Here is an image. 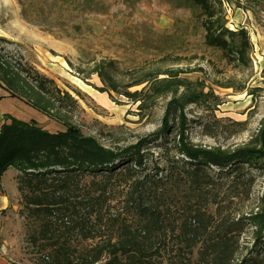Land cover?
Segmentation results:
<instances>
[{"label":"rangeland","instance_id":"374dc122","mask_svg":"<svg viewBox=\"0 0 264 264\" xmlns=\"http://www.w3.org/2000/svg\"><path fill=\"white\" fill-rule=\"evenodd\" d=\"M208 1L226 29L246 31L249 48L243 59L233 60L206 45L204 15L190 0H0V79L6 84L5 73L12 70L32 87L21 68L29 79L36 71L54 83L59 91L55 97L62 98L55 104L56 119L39 112L15 114H27L26 122L32 118L50 133L72 124L83 136L118 151L158 132L168 104L175 100L183 108L185 136L192 147L225 154L259 149L264 0ZM2 107L16 110L7 101ZM168 140L165 158L186 163ZM159 146L147 150L151 164H163ZM235 165V180L225 177L227 168H206L213 183L206 188L212 196L206 212L244 222L235 258L242 264L256 245L247 219L263 206L264 156L229 167ZM8 170L0 181V195L8 200L0 210V264H36L39 256L24 244L18 173ZM115 194L118 200L119 190Z\"/></svg>","mask_w":264,"mask_h":264},{"label":"trees","instance_id":"16d2710c","mask_svg":"<svg viewBox=\"0 0 264 264\" xmlns=\"http://www.w3.org/2000/svg\"><path fill=\"white\" fill-rule=\"evenodd\" d=\"M190 2L204 15L206 45L233 60L243 59L249 48L246 31L226 29L208 0ZM21 70L34 86L10 70L6 84L0 79V89L56 119L55 104L62 98L55 97L59 91L54 83L36 71L29 79ZM135 94L139 93L128 95ZM182 109L178 101H170L158 132L118 151L83 136L69 123L65 130L50 133L34 120L3 116L0 181L8 169L17 171L24 244L30 254L39 256L36 264H236L245 224L221 212H206L212 200L206 188L213 184L206 168H227L225 177L235 180L239 166L230 165L264 156V121L259 149L210 152L187 142ZM168 138L186 163L165 158ZM152 145L162 148V165L149 162L147 150ZM262 203L247 219L256 245L242 264H264V199Z\"/></svg>","mask_w":264,"mask_h":264},{"label":"crops","instance_id":"0c3cea01","mask_svg":"<svg viewBox=\"0 0 264 264\" xmlns=\"http://www.w3.org/2000/svg\"><path fill=\"white\" fill-rule=\"evenodd\" d=\"M1 92H4V91L2 89H0V125L3 122L2 120H3V116L4 115H10V116L14 117L17 120L25 121L24 118L27 116V114H23V115H26V116L23 117V115L22 116L16 115L15 113L22 114V111L24 113H34V114H37L38 113L36 110H34V109L26 106L22 101H20L18 99L9 98V97H7V95H6L5 92H4L5 95H3ZM6 101L9 102V103H11V104H13L14 106H16V110H15L16 112L13 111L12 109L7 110V109H5V108L2 107L3 104H5ZM30 109L33 110V111H35L36 113L35 112H32ZM15 116H17V118ZM30 120H33V119L31 118ZM30 120H28V121H30ZM6 173H7V171H6ZM7 204H8L7 198L5 196L0 195V210L2 208L6 207Z\"/></svg>","mask_w":264,"mask_h":264}]
</instances>
